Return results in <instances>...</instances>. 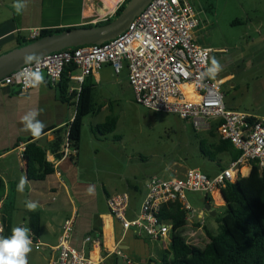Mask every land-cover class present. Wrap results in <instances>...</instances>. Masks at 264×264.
<instances>
[{
  "label": "crops",
  "instance_id": "crops-1",
  "mask_svg": "<svg viewBox=\"0 0 264 264\" xmlns=\"http://www.w3.org/2000/svg\"><path fill=\"white\" fill-rule=\"evenodd\" d=\"M112 1L103 4L102 0H27L26 9L18 15L12 7L14 0H0V55L30 41L29 35L33 30L41 32L88 27L103 22L112 17L124 0H118L112 9L106 10ZM257 1L255 7L257 16L255 15L254 20H247L250 21L251 28L253 27L250 32L258 35L262 33L257 40L264 44V0ZM253 59L255 58L247 61L251 66ZM255 61L254 65H257L264 62V58ZM217 77L218 74L214 79L220 80L224 85L232 76ZM84 82L93 86L91 102L95 112L83 118L79 147L76 155L70 158H62L61 152L68 127L75 116V100H70V103L60 101L57 85H50L46 78L45 83L23 93L15 87L0 88V182L2 184L0 220H6L8 227L11 220H17L16 226L23 225L31 230L28 224L29 213L39 215V231L36 237L43 246L40 252L37 251L40 255L33 259V264H50L57 257V254L49 248L57 245L62 225L71 217L74 218V224L69 243L92 260L100 264H127L117 255V252H120L127 257L129 264H160L167 255L170 257L168 245L171 231L159 241L135 236L131 231H123L109 214L106 205L109 197L120 194L117 191L121 188H112L103 179L107 172L102 160L95 155L101 143L107 142L104 137L99 138L101 136L99 132H95L102 124L96 120L97 114L109 110L120 112L122 100L127 101L129 94H132L128 84L127 69L124 67L120 74L115 75L110 66L103 65ZM74 86V82L70 81L69 94L73 92L70 90ZM101 88L104 91H99ZM224 104L229 107L225 101ZM32 109L42 110L38 119L44 123L45 128L39 138L22 130L21 117ZM240 110L253 117L264 118V110L259 107L242 106ZM107 118L110 117H106L105 120ZM31 138H33L31 142H35L45 151L46 161L52 167L57 163L60 172L59 178L53 172L43 181L27 180L24 190L27 201L37 202L39 205L34 212L28 211L25 205L20 210L18 202H21L22 193L17 191L21 177H26L25 158L21 146L25 150ZM120 141L117 140L118 146ZM250 169L244 166L242 177L248 176ZM184 173L183 171L179 174V177ZM119 181L121 182V176ZM130 189L138 193L136 186ZM122 193L127 194L125 191ZM145 195L146 189H143L139 204L132 201L128 195L129 207L126 212L128 220H134L138 216ZM208 198L209 202L205 205H214L216 208L224 206L222 198L218 196ZM8 201L12 202L9 203L10 208L17 209L16 214L7 213L5 207ZM201 225L185 219L181 235L188 244L197 246L192 241H202L201 235L205 237L204 245L208 242L206 227ZM206 230L214 235L213 228ZM86 237L98 241V245L92 242L84 243ZM157 243H161L162 246L158 247Z\"/></svg>",
  "mask_w": 264,
  "mask_h": 264
},
{
  "label": "built area",
  "instance_id": "built-area-1",
  "mask_svg": "<svg viewBox=\"0 0 264 264\" xmlns=\"http://www.w3.org/2000/svg\"><path fill=\"white\" fill-rule=\"evenodd\" d=\"M199 24L198 13L190 0H152L115 39L50 53L40 58L38 64L31 65L52 86H56L68 70V79L75 84L70 91L77 94L85 79L103 65L110 66L115 75L126 67L136 104L153 113L171 114L187 121L195 132L209 131L215 126L218 138L229 142L240 153L236 161L213 177L189 169L182 177L150 178L134 220L126 218L129 207L126 193L107 199L108 212L123 231L152 241L163 240L171 231L172 225L159 216L163 207L178 203L185 212L190 211L184 197L186 192L221 198V189L242 177L244 166L250 167L251 162H256L259 168H264V118L227 109L221 93L222 82L208 77L200 79L213 52L194 41L193 32ZM39 34L40 31L33 30L29 39L35 40ZM18 71L0 79V88L15 87L21 93L30 90L32 87L26 88L17 81ZM21 151L24 152L23 146ZM75 155L76 150L66 134L61 156ZM52 168L59 178L57 163ZM73 224V217L64 221L57 245L49 248L57 254L50 264H100L70 245ZM0 229L3 230L1 220ZM30 236L32 249L39 251L43 245L32 230ZM83 242L98 245V241L89 237ZM117 255L129 264L126 256L120 252Z\"/></svg>",
  "mask_w": 264,
  "mask_h": 264
},
{
  "label": "rangeland",
  "instance_id": "rangeland-1",
  "mask_svg": "<svg viewBox=\"0 0 264 264\" xmlns=\"http://www.w3.org/2000/svg\"><path fill=\"white\" fill-rule=\"evenodd\" d=\"M102 1L104 4L110 0ZM257 2V0L191 1L200 20L198 29L194 30V41L213 52L208 66L212 58L219 61L222 70L217 78L232 76L221 86L223 100L229 106L226 108L244 113L246 112L240 110L242 106L259 107L264 110V62L254 65L255 60L264 58V44L257 40L262 33L258 35L250 32L253 27L251 28L252 25H249L250 21L247 20H254ZM234 21L242 24L233 25ZM252 58H255L251 61L253 66L247 62ZM99 91L104 89L101 88ZM129 95L127 101L122 100L120 112L109 110L99 112L96 116L99 123H104L106 117L113 118L116 122L113 133L103 132L99 137H104L107 142L101 143L95 155L105 166L107 173L103 179L112 188H121L117 193L125 191L132 201L139 204L143 189L145 190L150 178L167 180L179 177V174L189 169L198 170L208 177L220 173L217 161L211 162L203 158L199 152V141L208 138L207 131L195 132L189 122L182 121L174 115L153 113L136 104L133 95L131 93ZM236 107L237 109H233ZM217 138L216 135L214 141ZM117 140H121L119 146ZM207 140L210 141V138ZM219 159L221 166L226 169L228 159L223 155ZM132 186H136L138 193L130 189ZM184 197L190 207V211L185 212L186 220L198 222L208 230L213 228L216 235L219 227L217 220L223 215V208L210 205V210L215 212V216L212 217L205 210L204 194L186 192ZM26 201V193L23 192L21 202H18L20 210ZM9 203L12 202H6L7 213L16 214L17 209L10 208ZM16 223L17 220H11L10 233ZM201 238L202 241L195 240L192 243L204 247L205 237L201 235ZM156 245L162 246L161 243ZM39 252L32 250L28 254L29 264H33L35 257H39Z\"/></svg>",
  "mask_w": 264,
  "mask_h": 264
},
{
  "label": "trees",
  "instance_id": "trees-1",
  "mask_svg": "<svg viewBox=\"0 0 264 264\" xmlns=\"http://www.w3.org/2000/svg\"><path fill=\"white\" fill-rule=\"evenodd\" d=\"M129 0H124L115 10L111 18L96 25H104L114 20L123 10ZM233 22L232 24H238ZM88 27H91L88 26ZM71 29V28H69ZM68 29L42 30L38 38L52 35ZM37 39V38H36ZM35 39V40H36ZM30 40L25 44L32 42ZM24 44V45H25ZM68 70L61 77L56 88L59 92V100L70 103L75 100V116L70 123L67 134L72 147L77 151L79 147L82 120L85 116L93 114L92 84L84 82L80 92L69 94ZM115 119L107 118L104 123L96 128L95 132L106 134L115 130ZM94 132V133H95ZM206 139L199 141L201 156L211 162L217 161L218 167L223 171L219 157L223 155L228 162H234L240 153L226 141L216 137L215 126L207 131ZM31 138L24 150L25 175L29 181H43L53 174L51 164L46 161V154ZM250 173L246 177H238L234 183H227L221 189L224 199L223 215L219 220L218 233L211 235L206 229L208 242L204 247L188 244L181 235L185 226L186 214L178 203L169 204L160 211V218L172 225L171 237L168 245L169 255L160 264H264V168H259L256 162L250 163ZM220 171V172H221ZM2 197V184L0 182V199ZM205 203L209 198L205 196ZM2 222V235L10 236L6 220ZM28 224L36 235L39 231V215L29 213Z\"/></svg>",
  "mask_w": 264,
  "mask_h": 264
},
{
  "label": "water",
  "instance_id": "water-1",
  "mask_svg": "<svg viewBox=\"0 0 264 264\" xmlns=\"http://www.w3.org/2000/svg\"><path fill=\"white\" fill-rule=\"evenodd\" d=\"M152 0H129L121 13L111 22L91 27H77L37 38L25 45L0 55V79L18 71L24 65V57L35 54L39 59L54 52L80 46L100 45L122 34ZM224 202V199L221 195ZM205 210L214 217L215 212L205 205Z\"/></svg>",
  "mask_w": 264,
  "mask_h": 264
},
{
  "label": "clouds",
  "instance_id": "clouds-1",
  "mask_svg": "<svg viewBox=\"0 0 264 264\" xmlns=\"http://www.w3.org/2000/svg\"><path fill=\"white\" fill-rule=\"evenodd\" d=\"M12 7L16 14H22L27 7V0H14ZM39 58L35 55H27L24 57V67L16 73V79L22 83L24 87H38L45 83L44 75L35 68L33 64H38ZM222 70V67L215 58H212L210 66L206 71L201 73L200 79L205 77L215 78ZM42 110L32 109L21 117L23 125L22 130L30 132L35 138H39L45 128L42 121L38 119ZM28 181L26 177H21L17 184V191L23 193ZM91 192V189H89ZM28 211H36L39 207L37 202L26 201L25 204ZM2 232V229H0ZM33 240L30 236V229L24 226H15L11 229L10 236L0 235V264H28V254L32 252Z\"/></svg>",
  "mask_w": 264,
  "mask_h": 264
},
{
  "label": "bare ground",
  "instance_id": "bare-ground-1",
  "mask_svg": "<svg viewBox=\"0 0 264 264\" xmlns=\"http://www.w3.org/2000/svg\"><path fill=\"white\" fill-rule=\"evenodd\" d=\"M118 2V0H113L111 3H110V7H108L106 10H110L114 7V5Z\"/></svg>",
  "mask_w": 264,
  "mask_h": 264
}]
</instances>
